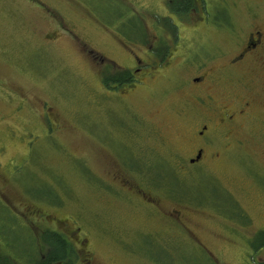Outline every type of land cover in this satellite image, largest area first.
Returning a JSON list of instances; mask_svg holds the SVG:
<instances>
[{
	"label": "rangeland",
	"instance_id": "obj_1",
	"mask_svg": "<svg viewBox=\"0 0 264 264\" xmlns=\"http://www.w3.org/2000/svg\"><path fill=\"white\" fill-rule=\"evenodd\" d=\"M254 30L237 76L264 80V0H0V262L51 228L75 264L261 263L264 141L221 122L224 66ZM259 85L244 94L264 118ZM173 173L184 199L150 178Z\"/></svg>",
	"mask_w": 264,
	"mask_h": 264
},
{
	"label": "flooded vegetation",
	"instance_id": "obj_2",
	"mask_svg": "<svg viewBox=\"0 0 264 264\" xmlns=\"http://www.w3.org/2000/svg\"><path fill=\"white\" fill-rule=\"evenodd\" d=\"M262 40H263V34L261 31L259 30H254L252 32H250L245 39V42L243 44V46L241 47L240 52L238 53V55H236L235 57L231 58L224 66L225 68V73H224V77H223V81L221 87H222V91L223 94L225 92H231L229 93L230 95H228L226 93L225 99L223 98L224 101H226L223 105V107H229L230 105V101L233 103V108L229 109L228 113L224 114V117H221V122L223 123L224 121H226L227 123H231L234 122L236 119H238L241 123V127H244V124L250 125V124H259V130H257V133L261 135H259L261 137V139L264 141V118H259L257 116V112L256 113H250L249 110L252 109L253 107H255V103L252 102L251 99H249L244 93L248 94L247 92L251 93L254 90V87L257 86V84H260V90L262 91L261 88L264 89V80H255V79H247L243 76H237V69L240 66H243L244 64H248V60L249 57L248 56L251 52L255 51L258 49L259 45L262 44ZM263 49V47H262ZM261 51V50H260ZM262 52V51H261ZM169 53V52H168ZM261 54V53H257ZM260 60V62L263 64L264 66V60L262 58L258 59ZM131 76H133L131 74ZM207 77L209 78V75L205 72H203L202 74H199V76H195L192 77L191 81L193 82V84L199 85V83L201 81L204 82V79ZM204 78V79H203ZM135 81V80H134ZM132 83V81H125L124 83ZM196 82V83H195ZM199 89V87H198ZM235 91L232 93V91ZM198 99H200L202 101L203 104H205L206 106H211V99H213L211 96L208 97H201L200 95H197ZM205 98H208L210 100L209 105L207 104V100ZM208 128V124H204L203 125V130H200L198 135L200 137L204 136V130H206ZM204 149L205 147L199 148L197 153L199 151H201V155L199 157L198 160H196V162H198L204 154ZM193 162V163H196ZM50 230H54L57 232H60L58 230L55 229H51V228H47ZM62 233V232H61ZM67 238V236H65ZM67 240L69 241V239L67 238ZM70 243V241H69ZM70 245H72L70 243ZM73 247V246H72ZM74 249V248H73ZM74 254H75V258H77V254L74 250Z\"/></svg>",
	"mask_w": 264,
	"mask_h": 264
},
{
	"label": "trees",
	"instance_id": "obj_3",
	"mask_svg": "<svg viewBox=\"0 0 264 264\" xmlns=\"http://www.w3.org/2000/svg\"><path fill=\"white\" fill-rule=\"evenodd\" d=\"M171 12L178 16H188L191 10H193V6H177L175 4H168ZM134 81L133 76L129 74L127 71L119 72L114 76H107L103 79V83L105 85L109 84H122L125 81ZM151 179L156 180L155 184L163 185L164 187L169 188L175 194L173 196L175 199H184L185 193L189 195L188 192L180 188L177 184V179L175 174L173 173L171 176L165 174L163 176L151 177ZM176 186V188H175ZM178 187V188H177ZM175 188V189H173ZM66 235L61 232H57L50 229H43L39 232L36 237V241L38 242L33 254L26 255L25 264H75L77 258H75L74 249L72 245H70L69 241L65 237ZM264 245V230L259 231L253 239L249 241V246L254 253L258 252L257 249H260ZM38 250V253H37ZM26 253V251H24ZM25 260V259H24ZM14 260H11L10 257L5 260V262L0 264H16ZM20 264V263H19ZM24 264V263H21ZM258 264H264V260Z\"/></svg>",
	"mask_w": 264,
	"mask_h": 264
},
{
	"label": "water",
	"instance_id": "obj_4",
	"mask_svg": "<svg viewBox=\"0 0 264 264\" xmlns=\"http://www.w3.org/2000/svg\"><path fill=\"white\" fill-rule=\"evenodd\" d=\"M200 155H201V151H199V152L197 153L196 157H195L194 159H191L190 162L193 163V162H195L196 160H198L199 157H200Z\"/></svg>",
	"mask_w": 264,
	"mask_h": 264
}]
</instances>
